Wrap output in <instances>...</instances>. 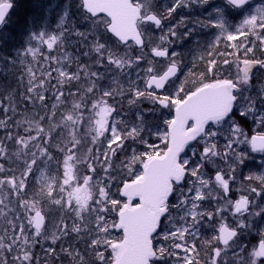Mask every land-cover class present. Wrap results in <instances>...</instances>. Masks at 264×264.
<instances>
[{
    "label": "snow or ice",
    "instance_id": "6c2138e0",
    "mask_svg": "<svg viewBox=\"0 0 264 264\" xmlns=\"http://www.w3.org/2000/svg\"><path fill=\"white\" fill-rule=\"evenodd\" d=\"M9 71L0 264H264V0H0Z\"/></svg>",
    "mask_w": 264,
    "mask_h": 264
},
{
    "label": "trees",
    "instance_id": "16d2710c",
    "mask_svg": "<svg viewBox=\"0 0 264 264\" xmlns=\"http://www.w3.org/2000/svg\"><path fill=\"white\" fill-rule=\"evenodd\" d=\"M25 6L27 7L30 3V0H23ZM72 49H69V51H71ZM14 82L13 81V76L11 71H9L8 73H6L3 76H0V83H5V82ZM0 118H3L2 115H0ZM37 253H41V249L39 247H37L36 249Z\"/></svg>",
    "mask_w": 264,
    "mask_h": 264
},
{
    "label": "rangeland",
    "instance_id": "374dc122",
    "mask_svg": "<svg viewBox=\"0 0 264 264\" xmlns=\"http://www.w3.org/2000/svg\"><path fill=\"white\" fill-rule=\"evenodd\" d=\"M158 3H164L165 0H157Z\"/></svg>",
    "mask_w": 264,
    "mask_h": 264
}]
</instances>
